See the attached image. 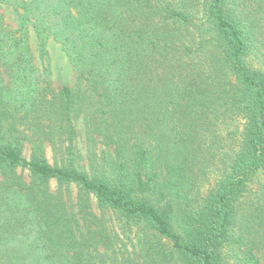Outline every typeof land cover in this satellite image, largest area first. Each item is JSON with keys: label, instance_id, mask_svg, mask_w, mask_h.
<instances>
[{"label": "trees", "instance_id": "trees-1", "mask_svg": "<svg viewBox=\"0 0 264 264\" xmlns=\"http://www.w3.org/2000/svg\"><path fill=\"white\" fill-rule=\"evenodd\" d=\"M20 2L17 29L0 19V264H264V0Z\"/></svg>", "mask_w": 264, "mask_h": 264}, {"label": "rangeland", "instance_id": "rangeland-1", "mask_svg": "<svg viewBox=\"0 0 264 264\" xmlns=\"http://www.w3.org/2000/svg\"><path fill=\"white\" fill-rule=\"evenodd\" d=\"M21 0H9L10 4H13L16 6L21 12L22 4L20 2ZM14 6L7 5L4 1L0 0V19L3 22L5 26H7L10 29H17L19 27V20L17 13L14 10ZM29 33V45L31 48V51L34 56V64L40 68L41 70L43 68H46L49 71V78L51 80L52 86L54 88H59L63 85H71L74 80V69L72 67V64L69 61L68 56L62 49V46L59 42L55 41L53 38H48L43 45V47L40 44V40L36 37V34L30 27L28 30ZM43 48V52H42ZM78 131L81 133V136L79 138L82 140L84 136V128L81 124L78 125ZM83 141V140H82ZM80 142V146H83V142ZM22 156L24 158H27L29 156V150L24 148L22 150ZM46 156L49 161V163L54 164L55 159L52 156V152L50 151L49 147H47L46 150ZM17 173L21 174L24 179L28 178V172L26 169L17 168ZM1 179V178H0ZM51 187L52 189L55 188V182L51 181ZM71 193L74 196L76 193V188H71ZM93 211L97 214L99 213V210L96 208V200L92 196L90 200ZM106 217L108 220H110L113 224H115L117 230L119 232H124V237L122 239V242L127 245V248L129 251L133 250L132 243H136V237L134 236V231L136 229L135 225L128 226L127 224H124L122 219L119 217H116L114 214L108 212L106 214ZM137 248L135 247V252ZM134 254V253H133ZM132 256V254H131Z\"/></svg>", "mask_w": 264, "mask_h": 264}]
</instances>
